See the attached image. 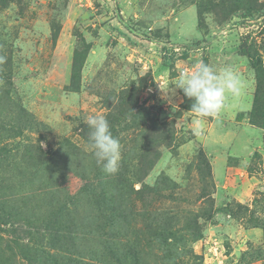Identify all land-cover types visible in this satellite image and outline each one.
Returning a JSON list of instances; mask_svg holds the SVG:
<instances>
[{"label": "rangeland", "instance_id": "obj_1", "mask_svg": "<svg viewBox=\"0 0 264 264\" xmlns=\"http://www.w3.org/2000/svg\"><path fill=\"white\" fill-rule=\"evenodd\" d=\"M0 42V264H264V0H0ZM200 61L243 88L197 132L175 83ZM93 115L121 143L115 175Z\"/></svg>", "mask_w": 264, "mask_h": 264}, {"label": "clouds", "instance_id": "obj_2", "mask_svg": "<svg viewBox=\"0 0 264 264\" xmlns=\"http://www.w3.org/2000/svg\"><path fill=\"white\" fill-rule=\"evenodd\" d=\"M175 88L192 101L190 110L198 120L197 132L205 117L218 116L229 96H239L243 82L239 75L226 67L220 72L200 61L190 73H184L176 81ZM89 141L97 165L106 175H115L120 168L121 143L113 136L109 121L104 115H93L87 119Z\"/></svg>", "mask_w": 264, "mask_h": 264}, {"label": "trees", "instance_id": "obj_3", "mask_svg": "<svg viewBox=\"0 0 264 264\" xmlns=\"http://www.w3.org/2000/svg\"><path fill=\"white\" fill-rule=\"evenodd\" d=\"M2 47V43L0 42V78H2V76L4 77V80L5 82H8V84L10 85V67L8 65V62H10V56L11 54L7 51V50H4V49H1ZM242 49H243V52L245 54H247L251 64L256 68V69H259V65H260V61L256 58L255 55H253L252 53H250V51L248 50V47L247 46H242ZM9 54H8V53ZM80 53L79 52H76L74 54V58H73V78H75L76 76L78 77V74H79V71H80V65H78V63L82 62V59L81 61L78 60V58L80 57ZM263 86V85H262ZM261 88V84L260 82L258 81V85H257V93H259V89ZM2 91L4 92L5 94V99H6V96H7V101L9 100L10 98V95H9V91L8 89H2ZM257 96V94H256ZM7 103V102H6ZM5 103V104H6ZM249 118L251 119V121L256 124L257 122L260 123V127L264 128V109L261 108V106L259 105L258 103V100H257V97L255 98V101H254V106H253V109L252 111L250 112L249 114ZM200 165H198V168L197 170L199 171V173L201 174L203 180H205L206 178H211V169H210V165L204 155L203 152L200 153ZM153 190V189H152ZM139 192V191H138ZM206 195V194H205ZM207 196V195H206ZM205 196H203L202 198H204ZM108 202L110 204V210L109 211H117L119 209V207H116L115 209L112 208V204H111V201L108 199ZM114 219V217H108L107 220L108 221H112ZM193 222V233H192V236L193 238H199L200 236V229L199 227L197 226L196 222L191 221ZM110 223V226L114 227L113 223L112 222H109ZM191 228V226H190ZM163 237L162 235H160L158 238H157V241H162ZM139 244L135 243L134 244V247H132V245L128 246V248L126 249V254L127 255H136V253L138 252V250H140L139 248Z\"/></svg>", "mask_w": 264, "mask_h": 264}]
</instances>
